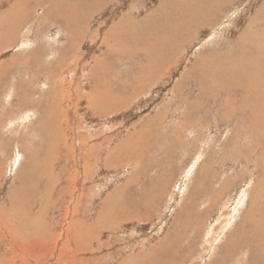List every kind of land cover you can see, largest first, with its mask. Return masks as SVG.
Masks as SVG:
<instances>
[{
	"label": "bare ground",
	"instance_id": "1",
	"mask_svg": "<svg viewBox=\"0 0 264 264\" xmlns=\"http://www.w3.org/2000/svg\"><path fill=\"white\" fill-rule=\"evenodd\" d=\"M55 1L56 0L54 1L53 0H0V9H2L0 11V54L1 53L3 54V50L5 47H8V46L12 47L11 45L13 44L19 45V49L15 50L16 52H13L9 60L0 61V92L3 93V90L5 91L4 95H5L6 101L8 102H10V100L12 102L15 101L13 97H16V96H18L19 100L22 101V102L21 101L17 102L19 104V107H18L19 110L17 111V113L13 114L14 111L2 110V113L0 114V117H1L0 118V139L2 140L0 141V145H1L0 146V149H1L0 151V182H5V184H7L8 181L5 178V176L8 175L9 179L13 180L12 187L15 188V192H16V194L15 192L8 193L6 196L0 199V264H20V263L32 264V262L30 261L32 256L35 258L37 263H40V264L47 263L46 260L48 261L51 259L50 250H53V251L57 250L56 260L53 262V264H82L84 262L85 255L89 254L90 252L96 251V250H92V248L95 249V245L99 241H101L102 236L101 234H99L100 232L103 233L105 229L107 231L112 232L113 230L120 228L121 227L120 224L124 221H128V220L131 221L133 219H137L139 221L147 220L148 216H143V215L148 214V212L152 210L151 208L154 207V205H156V201H158L162 193L165 192L163 191V189L161 190L159 189L160 191L155 188L153 189L154 186L148 187L147 193L145 195L146 197L144 199L145 203L141 201L140 203L141 205H136V206L133 203L134 205L133 207L130 205V202L131 200H133L132 196L134 195L132 196L129 195L131 196L130 197L131 200L126 202V205L124 204L125 202L122 200L124 196L128 194V191L126 195L124 196H123V193L128 188V185L131 184L132 182H126V184L121 185L119 189L115 190L112 193V195L110 196L108 195V197L106 196V198L99 200V201H97V197H100L101 195L100 193L104 192L105 190L101 192H99L98 190L97 192L98 196H97L94 194V191H93L95 188L94 187L95 185L92 184L93 190L89 189L91 188V186L90 187H88L89 185L86 186L92 177L94 178V176H98V175H95V173H97L96 172L97 165L93 163L94 158L96 159L99 158L100 161L98 162H100V164L103 161L104 167H108L110 165L112 166L118 156L119 158H122L121 160L123 163H130L131 165L136 163L139 159L140 161H143L146 158L147 150L151 151V149H154V144L153 143L150 144L149 142H147L148 143L147 144L146 141H150L149 140L150 137L153 136V132H152L153 129L156 128L158 125H160L163 117H165V115L162 114L161 110H157L154 112L152 118H150L147 121L146 124L148 125L147 127H144L145 128L144 131L135 132L131 137L124 139L117 146L112 147L113 145L112 146L109 145L111 144L112 137H106L105 141L104 140L97 141V139H100V136L98 135V133L92 132L91 134V132L84 130L83 129L84 126L81 120L71 125L70 124L67 125L64 122L60 121L59 118H57V114H55V111L53 112V109L50 108V106L48 105V103L50 104V102H48L47 96H49V93L51 90L49 91V89L45 88L44 83L43 84L41 83L42 84L41 87H40V84L38 85L41 91V95L43 96L42 97L43 99L39 102L36 101V98H35V96L37 95L36 93L37 90L32 95L31 93L32 87H29V83L28 84L21 83L22 79L19 81L18 78L16 77L17 80L14 82H11L12 86L10 84H9L10 86H8V83H10L9 81H7V78L9 77L8 73L10 75V71H12V69L15 68L16 64L22 61L21 59L23 55L26 54L27 60L29 61V63L24 64V66L28 65V68H29V64L30 66L34 65L33 67H37L36 65H40V63L39 62L37 63L35 59L36 55H34V51L27 50L24 44H21V43L15 44V43H18L20 38H23L24 36H25V39L28 38L29 36L28 33L31 34V31H33L32 30L33 24L36 23L37 18L38 20H41V19L42 20H45V19H52V20L57 19L58 20L60 19L62 21L61 22L62 25L66 24L67 26H62V27H66L67 29L66 31L65 29H63L66 34L69 33L73 36V39L71 38L72 41L69 47L72 50V48H75L76 45H77V48L79 47V45L82 46V39L85 38V34L89 30V27L87 26L85 22L89 21L92 18L94 19V22H95V16L97 15V10H100L101 14L104 15V13L105 14L107 13L108 11L107 9H109L110 4H112L110 7L116 9L117 4L121 2L120 0L118 3H115L116 0H92L90 1V4H86V6H83L82 10L77 7H74V10H72L73 8L71 9L70 6L68 5L66 9H64L65 7L64 4H61V6H63L62 8L61 7L59 8V9H63L61 12L50 13L49 7L52 3L55 8V4H54ZM247 1L246 0H159V2H157V4L151 9L149 8L147 12L141 13V15L140 13H138L137 18H134L130 13L128 15L127 12H125L127 16H122L121 18L119 17L117 19L118 15H114L113 13L112 18L114 19L111 18V20H109V22L111 21L109 23L110 26L107 28V31L102 37V42H103L102 45H105L106 49L100 52L101 55H96V56L94 55V57L92 56L93 54L90 55L93 57V58L91 57L92 59L90 61V65L91 67L92 66L94 67L90 71V77L93 78L91 80H94V84L98 83L97 80L95 79L96 78L95 75L97 72L100 73L103 71L104 73L102 72L103 73V74L101 73L102 77H100L101 82L98 80L99 84H104L105 80L111 81V84L115 80V84H116L118 80L113 77L109 78L108 76L110 74L109 71L111 67H113L112 64H115V66L121 65L125 68L126 73L127 71H131L132 73V71L134 70V74L131 77L130 76L131 73H130L129 79L124 78L125 80H123L122 83L119 82V85L121 86L120 88L123 89V87H128V85L133 83V80L135 79L137 81L135 85L137 89H135V91L133 89L132 90L130 89L131 90L130 92L126 91L122 93V92H119L120 89H118L113 84L114 88H117L118 90L114 88L111 89L110 87V91H112V93L106 94L103 91L97 89V88L101 89L100 86L95 85L94 87H89L91 91L90 93H88V95L86 94L85 95L88 96L91 111L94 114H96L98 117H102L104 114H100L101 110H104L106 108L109 110L111 108L116 109L117 105L115 103L117 102V104L119 105L118 101H116L117 98L122 99L123 101H125V104H128L130 100L136 97L137 95H139V93H141L144 88L150 87L152 85L155 87L156 84H160L159 87H161V84L163 83V81L168 79V77L172 78L171 76L175 75L176 63L178 62V59L181 57V55L187 51L185 50V45H187L188 42L192 41L193 38H195L196 33L197 34L199 33L197 32V28L202 27V28L210 29V33L207 39L204 38V39L199 40L203 43L200 46L205 47L204 45L205 41L208 40L209 42H211V40H213L216 35H219L220 38L223 39L222 42H225V43H222V46L225 44V48H222L223 49V52H221L222 56L220 55L221 61H219L221 63L220 69H223V70H220L221 72L223 71L220 74L222 75L220 76L221 77L220 81L224 85V89L222 88L221 94L218 97H215V98L212 97L213 98V102H212L213 106L211 105L212 109L215 104L217 105L218 108H222L224 111L222 115L224 119L228 118L229 116L232 117V115L236 116L237 115L236 112H239V113L242 112L241 116L243 117L240 118V120H243L244 116L245 117L248 116L247 118L248 123L252 126L253 129L254 128L255 130L256 128L259 129V132L257 131L258 132L257 134L258 135L261 134L264 137V0H250V2L247 5L245 6L241 5ZM102 10H105V11H102ZM2 11L4 12L2 13ZM38 12H41V14H37ZM36 14L38 16H36ZM220 15L222 18L220 17ZM31 19L33 20V22L30 24V26H28L27 23L31 21ZM219 19H222V20L219 21ZM63 21L65 22V24H63L64 23ZM216 22L218 23L216 24ZM215 24L216 26H214ZM2 25L3 27L1 28ZM143 26H145V28H143ZM127 27L129 30H127ZM234 31L236 33L234 38L236 39L234 40V42L231 43L229 40H231L230 37H233V36H231L230 34L232 32L234 33ZM47 40L50 41V34H49V39L47 38ZM26 41H29V42L31 41V46L35 47L34 45L36 44L35 42L36 40L34 41V40L27 39ZM196 44H197V41H194L192 44V47L196 46ZM196 49L199 51L198 48ZM210 49L212 50V48ZM20 50H23V55L22 53L18 52ZM71 50L69 49V51ZM209 50H206V52L204 51L205 53L203 54L205 55H202L203 57L197 56V58L198 57L200 58L198 59L196 58L197 62H195L194 65H191L192 67L190 68V70L187 71L188 74L190 75L193 73L197 74L196 71L200 69H201L200 71L203 70V72H206L204 70H208V71L211 70L210 72L215 71V67H218L219 62L218 64L215 63L217 60L214 58L215 56L214 57L212 56L214 54H209L210 53ZM5 51L6 49L4 50V52ZM208 55H211V56H208ZM0 59H2V57H0ZM54 64L56 63L54 62ZM123 69H121V71ZM73 73L75 72L73 71ZM105 74L106 75L108 74V75L106 76ZM166 75H168V77ZM75 79H77V77ZM173 79L171 81H173ZM29 81L31 82V80ZM204 81L206 82V80ZM213 81L217 82L218 80L214 79ZM170 82L169 80H166L164 83L165 85L163 84L164 87L166 88V86H168ZM209 82L212 83V81H209ZM153 86L151 88H153ZM217 86L216 87L219 88L220 85H217ZM60 90L62 91V89ZM113 90H116V91L114 92ZM78 91L79 89L77 86V92ZM61 94L63 96V93ZM4 95L2 96L4 97ZM155 98L153 97V99ZM236 100H238V102L236 103V105H233V102H236ZM183 103H186V102H183ZM206 103L207 102H205V104ZM35 105H37L36 106L37 108L42 107L41 114L38 111L39 114L37 112V115L36 113L35 115L42 116V117L40 116L39 122H41L40 126L43 129V135L46 136V138L43 140V144L39 145L40 148H38L39 150H37L38 153H36V156L38 157L42 156V157L37 158L34 156V152H36L35 148L33 149L30 148V151L26 153L24 151V148L22 146L20 147V143H22V141L20 138H18L15 140V145L17 146L15 145L13 146V151L15 155L13 157V160L11 159V161L9 162L5 158L9 154V151H7V148L3 145L4 144L3 141H4V138L6 139V137H9V136L11 137V132L21 133V131H23L27 135V138L31 140V143L32 141H34L35 143L33 132L36 129L34 130L35 126L32 123L34 119L33 111L36 112L35 111L36 107L33 108ZM197 106H200V105H197ZM207 106H208V103H207ZM193 109L195 110V108ZM78 113H80V115L82 116L81 112H78ZM233 118L234 117L230 118V120L228 121H226L225 119V123H227V125L233 124L232 123ZM150 126H153V127L151 129H148V127ZM182 126L184 127V125ZM237 126L239 125H236V127L234 126L231 128L237 129ZM225 128H228V127H224V129ZM250 130L251 128H249L248 131L250 132ZM231 131L232 130L227 131V133H231ZM166 132L167 131H165L164 133ZM185 133H186L185 137L183 136V138L184 139L186 138L185 142L187 141V145L190 149L197 142L195 136L197 134H198L197 136H199L201 133L199 134V132H197L193 134L192 132H186V131ZM251 133L253 132L251 131ZM39 134L40 132L38 131V135ZM203 134H205V132ZM254 134L256 135L255 132ZM181 135H184V134H181ZM227 135L224 134L222 136L223 141H225L224 145L226 144L228 145V142H231L230 139L228 140ZM213 137L214 135L212 137H209V139L212 138L211 140L213 141ZM58 138L61 140L58 141ZM114 140L115 139H113V141ZM141 140L143 141V145H144L143 147H144L145 153H143L142 151L143 149L142 146H141L142 148L139 149V146L141 145ZM214 140H215V137H214ZM106 142L107 143L109 142L107 146H106ZM235 143L236 142H234L233 144ZM102 145H104V151L103 153H100L98 152V149H100ZM207 146H208L207 150L209 151V153H212L210 152L212 148L209 149L208 144ZM195 148H197V146H195ZM121 151H124V152L120 153ZM140 151H142V153H140ZM205 152H206V149L201 150V152L199 151L198 153L200 154H198L196 157H194L195 152L193 153L192 161L195 158L194 165L192 169L190 168V170H188V172L190 171V173H193L196 167L200 168V165H201L200 162L204 158V154H206ZM230 152H227V153L230 154ZM237 153L238 152H236V154ZM103 154L105 155V157L103 156ZM262 156H263L262 158L263 160L264 154H262ZM102 157L104 159H102ZM225 157L227 158V156ZM60 159H62V161L63 160L66 161L69 166L71 164L73 167H75L74 168L75 172L74 173L72 172V166H70L69 172L64 171L63 175L61 176L56 175L55 177L53 175L55 173L54 170H55V167L58 164H60L59 163ZM242 160L244 161L245 159L243 158ZM162 162H165V161H162ZM202 162L204 163L205 161L203 160ZM216 162L218 163V161ZM198 163L200 165H198ZM232 163L234 164V162ZM178 164H179V161H178ZM205 164H203L202 167L206 166ZM252 164L254 165V163ZM228 166H230V164ZM4 167H8L7 172L4 171ZM250 167L251 169H253L252 166ZM236 168L237 167L233 169L236 170ZM219 172L220 171H218V173ZM249 172L251 171L249 170ZM220 176H221V172H220ZM220 176L218 175V177ZM222 176H224V174ZM225 180L227 182L222 181L224 184L229 183L228 180L230 179L225 178ZM235 181L234 183L236 184ZM164 182L167 183L166 179L164 180ZM224 184H223V188H228V186L225 187ZM72 185H76V188L73 191H72ZM158 185H160L159 182H158ZM137 187H139V185ZM223 188L221 189L225 190ZM87 190L89 192H87ZM71 192L72 194L70 196V199L66 200L67 203L64 207V209L65 208L66 209L64 210V213H63V215L65 214V216H67L68 221L60 224L59 221L60 219L63 218V217L62 218L60 217V219H57L54 222L52 217L50 216V211H52L54 207L53 205L56 204L57 200L62 201L64 195L69 197ZM141 193H143L144 195L145 192L141 191ZM248 193L247 191H244V190H242L240 194L237 193L235 196L236 200H234V203H236V205L233 207L235 211H233L234 213L230 215V218L225 219L226 221L221 222V224L214 223V225H212V227H210L207 230V235L204 236V239H203L205 248L200 250V252L202 251L203 255L200 254V256L198 257L200 259L199 264H230V263L231 264H264V169H263V176L260 178V180L256 184V188L251 193L252 195H251L250 206L247 209V214H246L245 219L243 220V223L239 221L238 223L239 226L235 228L233 235L227 234L231 220H233V218L239 211V207L245 204L244 201L248 197ZM225 194L227 196L228 192ZM7 197H8V201L10 205L9 206H6L4 204L2 205L1 202L5 200ZM137 198H139V196H136V199L134 200H137ZM82 199L86 200L85 205L81 203ZM36 201H37L36 209L38 205L41 206V209H38V210L34 209L33 214H32L30 205L32 204V202L35 203ZM40 201H43V203H41ZM122 201L126 208L122 207L123 205ZM95 202H97L96 204L97 206L95 205ZM83 206L86 207L87 209L85 212L86 213L89 212L88 216H90L96 221L91 222V221H88L84 217L82 218L83 215L84 216L86 215L85 212L83 213L81 210ZM141 208H143L142 210H144V213L142 214L138 212L139 210H141ZM120 210H122L123 212L120 213ZM136 210L138 211L136 212ZM173 222L175 226L176 221H173ZM217 222H219V219ZM131 225H132V222H131ZM215 225H218V228H217L218 231L213 233V228L215 227ZM59 226L61 227V229L59 230V233H57V228ZM95 226L99 230H95ZM137 226L138 225H136V227ZM177 226L181 228L184 225L181 224L180 222ZM174 229L175 228H172V230L168 232L169 235L170 234L176 235L175 234L176 230ZM169 235L168 234L165 235L164 238L161 239L156 244H154V246L148 249H144V252L135 253L134 251H132V253H130L127 256V259L123 261L122 264H139V263L140 264H173L171 259H172V256L175 254H173L170 250H171V246L176 248L178 244L180 247V248L179 247L177 248L180 254L179 258H183L180 264H184V262H187V256H188L185 251L186 248L184 247V246H187L185 245V243H189L188 246H195V243H196L195 238L191 237V239L189 238L186 242L181 241L179 243L176 241V236H172V238H169ZM130 237L133 238V234L130 235ZM83 240H88L90 242H92V240L93 241L97 240V242L92 243L91 245H88L86 247H83L82 245ZM33 244H37V249H36L37 252L32 255L33 250H30L29 247L32 246ZM70 244L71 246L69 247ZM38 247L41 248L40 253L38 252L39 251ZM66 247L67 248L69 247V249H75V254L77 257L73 258L68 252ZM83 252L85 254L81 255V253ZM239 254L241 255V257L240 258L236 257V255L239 256ZM22 255L26 256V258H24V256L22 257ZM204 255L206 257L208 256L207 258L205 257L206 258L205 260H204ZM233 257H235L236 259L232 260ZM193 260H196V259H193ZM193 260L192 262L194 263ZM85 262H89V261H85Z\"/></svg>",
	"mask_w": 264,
	"mask_h": 264
},
{
	"label": "rangeland",
	"instance_id": "2",
	"mask_svg": "<svg viewBox=\"0 0 264 264\" xmlns=\"http://www.w3.org/2000/svg\"><path fill=\"white\" fill-rule=\"evenodd\" d=\"M90 1H92V0H66V1L65 0H60V1L56 0L54 2L55 8H54L53 4L51 3V5L49 7V12L50 13L61 12L63 10V9H59L60 7L61 8L63 7V6H61V4H64V6H65L64 9H66V7L68 5V6H70L71 9L73 8L72 10H74V7H77V8L82 10L83 6H86V4H90ZM120 1H121L119 3L120 5L117 4L116 9L110 7L112 5V4H110L109 9L106 8L108 10L107 13L106 14L104 13V15L101 14L100 10H97V15L95 16V22H94L93 18L90 19L89 21L85 22L87 24V26L89 27V30L85 34V38L82 39V46L79 45V47L77 48V45H76L75 48H72V50L69 47H70V43L72 41L71 38L73 39V36L68 33L70 36L69 37L68 34L65 33V31L67 29H66V27H62V26H67V25L65 24L64 21H63L64 22L63 24H65V25H62V23H61L62 21L60 19H58V20L57 19H53V20L52 19H45V20L41 19V20H38V18H37L36 23L33 24V28H32L33 31H31V34L28 33V35H29L28 38L25 39V36H24L23 38H20L18 43H15V44H19V43L24 44L26 46L27 50L34 51V55H36L35 59H36L37 63L38 62L40 63V65H36L37 67H33L34 65L30 66V64H29V68H28V65L24 66V64H28L29 61L27 60L26 54L23 55V50L18 51V52L22 53V55H23L22 59H21L22 61L20 63L16 64L15 68H13L12 71H10V75L8 73L9 77L7 78V81L10 82V83H8V86H10V85L12 86L11 82L16 81L17 80L16 77L18 78L19 81L22 79L21 83H25V84L29 83V87H32V90H31L32 95L37 90L36 91L37 95L35 94L36 95L35 98H36V101L39 102L43 99L42 98L43 96L41 95V91H40V88L38 85L40 84V87H41L42 84L44 83L45 88L49 89V91L51 90L49 93V96H47L48 102H50L51 105L49 103H48V105L50 106V108L53 109V112L55 111V114H57V118H59L60 121L64 122L67 125L68 124L71 125V124H75L81 120V122L84 126L83 127L84 130L91 132V134H92V132L98 133V135L100 136V139H97V141H100V140L105 141L106 137H112L111 144H109L111 146L113 145L112 147L117 146L124 139L131 137L135 132L144 131L145 130L144 127H147V125H148V124H146L147 121L150 118H152L154 112L157 110H161L162 114H164L165 117H163L160 125H158L156 128L153 129V131H152L153 136L151 135L152 137H150V139H149L150 141H146V143L149 142L150 144L151 143L154 144V149H151V151H153V152H151L150 150H147L146 158L143 161H140V159L138 161L136 160L137 162L132 164V165L130 163H123L121 160L122 158H119V156H118L116 158V161L114 162V164L112 166L110 165L108 167H104L103 161L100 164V162H98V161H100V159L94 158L93 163L95 165H97V169H96L97 173H95V175H98V176H94V178L92 177L86 186H88V185H89L88 187L91 186V188H89V189L93 190L92 184L95 185L94 186L95 188L93 190L95 195L98 194L97 193L98 190H99V192L105 190L104 192L100 193L101 194L100 197H97V201H99V200L106 198V196L108 197V195L109 196L112 195V193L115 190L119 189V187L121 185L126 184V182H132L131 184L128 185V188L123 193V196H124V195H126V193L128 191V194L126 196H124V198L122 200L125 202L124 204L126 205V202L131 200L130 197L132 195H134V196H132L133 200L136 199V196H139V198H137V200H134V201L131 200L132 203L130 202V205L133 207H134V205L135 206L141 205L140 204L141 201L143 203H145L144 199L146 197L145 195L147 193L148 187L154 186L153 189L154 188L157 190L163 189V191H165V192L162 193L161 197L159 196L160 199L158 201H156V205H154V207L151 208L152 210L150 209L151 211H149L148 214L143 215V216H148L147 220L139 221L137 219H133L131 221H129V220L124 221L120 224L121 227L118 228L120 230L116 229V230H113L111 232V231H107L105 229V231H103V233L100 232L99 234H101L102 239H101V241H99L95 245V249L92 248V250H96V251L90 252L89 254L85 255L84 256L85 259H84L83 263L87 264L90 262L89 264H122L123 261H125L127 259V256L130 253H132V251H134L135 253L136 252H138V253L144 252V249H148V248L154 246V244H156L161 239H163L165 235H167V234L169 235L168 232L170 230H172V228H175L174 230H176V233L175 232L174 233L176 235L170 234L169 238H172V236H176V241L179 243L181 241L186 242L189 238L191 239V237L195 238V240H196L195 246H188L189 243H185V245H187V246H184V247L186 248L185 251H186L188 256H187V262H184V264H191V263L192 264H199L200 259L198 257L200 256V254L203 255L202 251L200 252V250L205 248V244L203 242V239H204V236L207 235V230L210 227H212V225H214V223L221 224V222L226 221L225 219L230 218V215L234 213L233 211H235L233 209V207L236 205V203H234V200H236L235 196L237 193L240 194V192L242 190L247 191V193L249 191L248 197L244 201L245 204L242 205L241 207H239V211L237 212V214L235 215L233 220H231L232 223L230 222V226H229V230H228L227 234L233 235L235 228L237 226H239L238 225L239 221H241V223H243V220L245 219L246 214H247V209L250 206L251 195H252L251 193L256 188V184L258 183L260 178L263 176L264 159L262 160V158H263L262 154H264V140H263L264 137L261 134H259V135L257 134L259 132V129H257V128H256V130H255V128L253 129L252 126L248 123V120H247L248 116H246V117L244 116L243 120H240V118L243 117V116H241L242 112H240V113L236 112L237 113L236 116L232 115V117H234L232 119L233 124L227 125V123H225V119H226V121H228L232 117L229 116L228 118L224 119L222 116L224 113L223 109L218 108L216 104L214 105V107L212 109L213 98L218 97L221 94L222 88L224 89V85L220 81L221 80L220 76H222L220 74L223 72V71L221 72L220 70H223V69H220L221 63L219 61H221V56H222L221 52H223L222 48H225V44L222 46V43H225V42H222L223 39L220 38L219 35H216L215 38L213 40H211V42H209L208 40L205 41V44H204L205 47L200 46L203 43L199 40L204 39V38L207 39L209 36V33H210V29L202 28V27L197 28V32H199V33L198 34L196 33L195 38H193L192 41L188 42L187 45H185V50H187V51L184 54H182L181 57L178 59V62L176 63L175 75L171 76L172 78H169L168 75H166L168 77V79H166V80H169V82L174 77L173 81H171L170 84L168 86H166V88L164 87V85H165L164 83L166 81L165 80L161 84V87H159L160 84H156L155 87L152 85L153 88H151L152 86L147 87L149 89L144 88L142 90V92L139 93V95H137L136 97H134L130 100L131 103L129 102L128 104H125V101H123L120 98H117L116 101H118L119 105L117 104V102L115 103L117 105L116 109L111 108L109 110L106 108L104 110H101L100 114H104L102 117H98L96 114H94L90 109L88 96H86L91 91V89H89V87H94L95 85L100 86L101 89L100 88H97V89L103 91L106 94L112 93V91H110V87H111V89H113L114 85L118 89H120L119 92H122V93L126 92V91L130 92L132 89L135 91V89H137V87L135 86L137 81L135 79L133 80V83L128 85V87H123V89L120 88L121 86L119 85V82L122 83V81L125 80L124 78L129 79V77L130 76L132 77V75L134 74V70L132 71V73H131V71H127V73H126L125 68L121 65L115 66V64H112L113 67H111V69L109 71L110 74H109V72H108L109 75L107 74L109 76V78L113 77V78H116L118 80V82H116V84H115V80H114V82H112V84H111V81H107V80H105L106 83L104 81V84H99V81L101 82L100 77H102L101 73L103 71L100 73L97 72L95 75V77H96L95 79L97 80L98 83L94 84V80H91L93 78L90 77V71L92 68H94L93 66L91 67V65H90L91 59L94 57V55L95 56L101 55L100 52H102L106 49L105 45H102L103 44L102 37L105 34V32L107 31V28L110 26L109 23L111 21L109 22V20H111L113 13H114V15H118L117 19L119 17L121 18L122 16H127V14L129 15V13L134 18H137L138 13H140V15H141V13L147 12V10H149V8L151 9L152 7H154L157 4V2H159V0H120ZM118 2H119V0H116L115 3H118ZM249 2H250V0H248L247 2H244L241 5L245 6ZM4 5H6V4H4ZM56 6L57 7L59 6V7L57 8ZM53 9H55V10H53ZM1 10L2 9H0V11ZM105 10H102V11H105ZM3 12L4 11H2V13ZM125 12H127V14ZM37 14H41V12H38ZM37 14H36V16H38ZM220 17H221V15H220ZM112 19H114V18H112ZM221 20L222 19H219V21H221ZM32 22H33V20L31 19V21H29L27 23V25L30 26V24ZM38 23H40V24H38ZM44 23H46V24H44ZM217 23L218 22H216V24ZM216 24L214 26H216ZM2 27H3V25L1 26V28ZM143 28H145V26H143ZM55 29L58 31H56ZM63 29H65V31ZM127 30H129L128 27H127ZM48 32L50 34V41L47 40V38L49 39ZM38 33H40V34H38ZM235 34H236L235 31H234V33L232 32L230 34L231 36H233V37H230L231 40H229L231 43L234 42V40L236 39V38H234ZM27 39L34 40V41L36 40L35 41L36 44L34 45L35 47H32L31 41L30 42L26 41ZM194 41H197V44H196V46L192 47V44ZM11 46L12 47H10V46L5 47L4 46L5 47L4 50L6 49V51L4 52V50H3V54L2 53L0 54V57H2V59H0V61L9 60V58L13 54V52H16L15 50L19 49V45L13 44ZM196 48H198L199 51ZM210 48H212L213 51ZM69 49L71 51H69ZM206 50H209V52H210L209 54H214L212 56L213 57L215 56L214 58L217 60L215 63L218 64V62H219L218 67H215L214 72L213 71L210 72L211 70H209V71L204 70L206 72H203V70L200 71L201 69L199 68L200 70L196 71L197 74H194V73L191 75L188 74L187 71L190 70V68L192 67L191 65H194L195 62H197L196 61L197 56L203 57L202 55H205L203 53H205ZM217 50H219V51H217ZM216 51L219 53H217ZM90 55H92L93 57ZM208 56H211V55H208ZM187 58H188V60H187ZM198 58H200V57H198ZM180 59H181V61H180ZM54 62L56 64H54ZM83 63H84V65H83ZM25 67H26V69H25ZM178 67H180V68H178ZM182 67H184L186 69H184ZM70 69H72L75 73H73V71ZM121 69H123V70L121 71ZM117 70H119V71H117ZM130 73H131V75H130ZM203 73H205V74H203ZM20 76H21V78H20ZM76 77H77V79H75ZM219 77H220V79H219ZM57 78H59V79H57ZM214 79H216L218 81L217 82L213 81ZM29 80H31V82ZM204 80H206V82ZM7 81H6V83H7ZM91 81H93V82H91ZM209 81H212V83ZM172 82H173V84H172ZM102 83H103V81H102ZM217 85H220L219 88H217L218 87ZM77 86L79 89L78 92H77ZM117 88H114V89H117ZM60 89H62V91ZM157 89H159V90H157ZM193 89H194V91H193ZM83 90H84V92H83ZM156 90H157V92H156ZM211 90H213V91H211ZM113 91L115 92L116 90H113ZM61 93H63V96ZM0 94H1L0 95V114L2 113V110L14 111L13 114L17 113V111L19 110L18 109L19 104L17 102L21 101V100H19L18 96L13 97L15 101L12 102L10 100V102H8V101H6V98L4 95L5 91L3 90V93L0 92ZM2 95H4V97ZM153 97L154 98L156 97V98L153 99ZM4 99H5V101H4ZM87 100H88V102H87ZM148 101L149 102L151 101L153 104L151 102L149 103ZM196 101H198V102H196ZM139 102H140V104H139ZM183 102H186V103H183ZM205 102L208 103V106H207V103L205 104ZM231 102H232V100H231ZM237 102H238V100H236V102H233V105H236ZM197 105H200V106H197ZM36 106L37 105H35L33 108H35ZM178 106H180V107H178ZM13 108H14V110H13ZM193 108H195V110ZM41 109H42V107H40V108L36 107L35 108L36 112L33 111L34 119H33L32 123L35 126L34 130L36 129L33 132L35 143H34V141H32V143H33L32 144L31 140L27 138V135L23 131H21V133L18 132L19 134L16 132H11V137L9 136V137H6V139L4 138V141H3L4 144L3 145L7 148V151H9V154L5 158L9 162L11 161V159L13 160V157L15 155L14 151H13V146L15 145V140L18 138H20L22 141V143H20V147L22 146L26 153L28 151H30V148L31 149L35 148L36 152H34V156L37 158L42 157V156L41 157L36 156V153H38L37 150H39L38 148H40L39 145L43 144V140L46 138V136L43 135V129L40 126L41 122H39L41 115L36 116L38 111L41 114ZM145 109H147V110H145ZM39 112H38V114H39ZM78 112H81L82 116ZM35 113H36V115H35ZM98 121H99V123H98ZM234 123L236 125H239V126H237V129L231 128L234 126L236 127V125ZM33 124H32V126H33ZM99 124H101V125H99ZM178 124H179V126H178ZM182 125H184V127ZM152 127L153 126H150V127H148V129H151ZM224 127H228V128L224 129ZM96 128H98V129H96ZM124 128H125V130H124ZM246 128H248V129H246ZM249 128H251L250 132L248 131ZM170 129H171V131H170ZM177 130H178V132H177ZM230 130H232L231 133H227V131H230ZM236 130H238V131H236ZM38 131L40 132L39 135H38ZM124 131H126V132H124ZM156 131L158 134L156 133ZM165 131H167V132L164 133ZM185 131L186 132H192L193 134L197 133V132H199V134L201 133L199 136H197L198 134L195 136L197 142L190 149L187 145V141L185 142L186 138L185 139L183 138V136L185 137V134H186ZM251 131L253 133H251ZM51 132H52V130H51ZM204 132H205V134H203ZM254 132L256 133V135L254 134ZM244 133H245V135H244ZM181 134H184V135H181ZM224 134H226V135L229 134L227 136H228V140L230 139L231 142H228V145L227 144L224 145L225 141H223V137H222ZM248 134H250V135H248ZM213 135L215 137L216 142L214 140V137H213V141L211 140L212 138L209 139V137H212ZM25 136L27 139L25 138ZM251 137H253V138H251ZM113 139H115V140L113 141ZM218 139H219V141H218ZM60 140L61 139L58 138V141H60ZM0 141H2V140L0 139ZM173 141H175L177 144ZM234 142H236V143L233 144ZM108 143L106 142V146ZM256 143H257V145H256ZM207 144L209 145V149L212 148L210 151L212 153H209V151L207 150L208 149ZM216 145H217V147H216ZM244 145H245V147H244ZM15 146H17V145H15ZM141 146L142 147L144 146L142 140H141V145L139 146V149L142 148ZM195 146H197V148H195ZM178 147H180V148H178ZM226 148H227V150H226ZM109 149H111V148H109ZM203 149H206V152H205L206 154H204V158L200 162L201 165L198 163V165H200V168L196 167L193 173H190V171L188 172V170H190V168L192 169L193 165H194L195 158L192 161L193 153L195 152L194 157H196L198 154H200L198 152L199 151L201 152V150H203ZM229 149H231V150H229ZM0 151H1V149H0ZM103 151H104V145H102L100 147V149H98V152H100V153H103ZM142 151H143V153H145L144 147H143ZM142 151H140V153H142ZM123 152L124 151H121L120 153H123ZM227 152H230V154H228ZM236 152H238V153L236 154ZM104 154H103V156L105 157ZM233 154H234V156H233ZM222 156H223V158H222ZM225 156H227V158ZM237 157H239L242 162ZM251 157H253V158H251ZM243 158L245 159L244 161L242 160ZM102 159H104V158L102 157ZM234 159H236L237 161ZM203 160L205 161L204 163L202 162ZM162 161H165V162H162ZM178 161H179V164H178ZM212 161H213V163H212ZM216 161H218V163ZM252 161H254V162H252ZM232 162H234V164L236 166ZM59 163L60 164H58L54 170L55 173L53 175L55 177H56V175H58V176L63 175L64 171L69 172L70 166H72L71 164L69 166L67 164V162L64 160L62 161V159H60ZM163 163H164V165H163ZM202 163L203 164L206 163L205 164L206 166H203L204 168L202 167V165H203ZM239 163L241 164V166ZM252 163H254V165ZM229 164H230V166H228ZM98 165L99 166L101 165V166L99 167ZM218 165H219V167H218ZM259 165H261V166H259ZM250 166H252L253 169H251ZM209 167L211 168V170ZM235 167H237L236 170L233 169ZM74 168L75 167L72 166V172L73 173L75 172ZM158 168H160V169H158ZM241 168H242V170H241ZM223 169H224V171H223ZM7 170H8V167H4V171L7 172ZM249 170L251 172H249ZM218 171L221 172V176H220V172L218 173ZM109 172H110V174H109ZM134 172H135V174H134ZM108 174H109V176H108ZM223 174H224V176L225 175L226 176L225 177L222 176ZM161 175H162V177H161ZM213 175H214V177H213ZM218 175L220 177H218ZM101 177H102V179H101ZM160 177H161V179H160ZM222 177H224V178H222ZM5 178L7 179L8 183L5 184V182H0V199L2 197L6 196L8 193L15 192V188L12 187V184H13L12 181L13 180H10L8 175H6ZM221 178H222V180H221ZM225 178L230 179V180H228L229 183H225V184L223 183V182H227L225 180ZM234 178L235 179L237 178L238 180L236 179V181H235ZM106 179H108V180H106ZM162 179H164V180L166 179L167 183L164 182V180H162ZM157 181L159 182L160 185H158ZM162 181H163V183H162ZM187 181H188V183H187ZM234 181L236 182V184L234 183ZM133 182L136 184H134ZM137 182H139V183H137ZM141 183H143V184H141ZM137 184L139 185V187H137L138 186ZM204 184H205V186H204ZM223 184L225 187L228 186V188H223ZM226 184H228V185H226ZM162 185L165 188H163ZM140 187H141V189H140ZM75 188H76V185H72V191ZM221 188H223L225 190H222ZM138 189H139V191H138ZM214 190H215V192H214ZM141 191L145 192L144 195H143V193H141ZM87 192H89V191L87 190ZM227 192H228V194L226 196L225 193H227ZM15 194H16V192H15ZM71 194H72V192L70 193L69 197L64 195L62 201L57 200L56 204L53 205L54 207H53L52 211H50V216L52 217L54 222L57 219H60V217L61 218L63 217L59 221L60 224L68 221L67 216H65V214L63 215V213H64V210L66 209V208L64 209V207L67 203L66 200L70 199ZM129 195H131V196H129ZM78 196H80V195H78ZM125 200H127V201H125ZM37 201L35 203L32 202V204L30 205L32 214H33L34 209L35 210L41 209V206H39V205L37 206V209H36ZM123 201H122V204H123ZM248 201H249V203H248ZM40 202L43 203V201H40ZM1 203H2V205L4 204L6 206L10 205V203L8 201V197L5 200H3ZM81 203H83V205H85L86 200L82 199ZM133 203H134V205H133ZM135 203H137V204H135ZM24 204H26V203H24ZM96 204H97V202H95V205ZM124 204L122 205V207L126 208ZM218 207H220V208H218ZM142 209L143 208H141V210H139V211L136 210V212L138 211L140 214H142V213H144V210H142ZM81 210L84 213L87 209H86V207L83 206L81 208ZM131 210H133V209H131ZM121 212H123V211L120 210V213ZM173 212H174V214H173ZM85 214L87 216L83 215L82 218L84 217L88 221H91V222L96 221L93 218H91L90 216H88L89 212L88 213L85 212ZM21 219H23V218H21ZM218 219H219V222H217ZM234 219H236V220H234ZM173 221H176L175 226H174ZM179 221L181 222V224L184 225L181 227L182 229L177 226L180 223ZM131 222H132V225H131ZM136 225H138V226L136 227ZM217 228H218V225H215V227L213 228V233L218 231ZM60 229H61V227L59 226L57 228V233H59ZM95 230H99V229H97V227L95 226ZM132 232H134V233H132ZM132 234H133V238L130 237V235H132ZM96 242H97V240H95V241L92 240V242H90L88 240H83L82 245H83V247H86V246L91 245L92 243H96ZM70 246H71V244L69 245V247ZM69 247L68 248L66 247L68 252L70 253V255L73 258H76L77 256L75 254V249H69ZM178 247H179V244L176 246V248L171 246L170 251L176 255V256L175 255L172 256L171 261L173 264H180L183 260V258H179L180 254H179V251L177 249ZM29 249L33 250L32 255L35 254L37 252L36 251L37 244H33L32 246L29 247ZM38 252L39 253L41 252V248H39ZM56 253H57V250L56 251L50 250V258L51 259L48 261L46 260L47 263H43V264H48V263L53 264V262L56 260ZM84 254H85L84 252L81 253V255H84ZM143 255H144V253H143ZM237 255H236V257H238V258L241 257L240 254H239V256H237ZM23 256L24 255H22V257ZM205 257L206 256L204 255V260L208 256L206 258ZM24 258H26V256H24ZM193 259H196V260H193ZM234 259H236V258L233 257L232 260H234ZM192 260L194 261V263L192 262ZM30 261L32 262V264H40V263L36 262V260L33 256L30 259ZM85 261H89V262H85ZM230 262H232V261H230ZM20 264H23V263H20Z\"/></svg>",
	"mask_w": 264,
	"mask_h": 264
}]
</instances>
